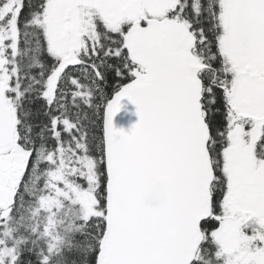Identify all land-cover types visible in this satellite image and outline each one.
Listing matches in <instances>:
<instances>
[{
    "label": "snow or ice",
    "instance_id": "obj_1",
    "mask_svg": "<svg viewBox=\"0 0 264 264\" xmlns=\"http://www.w3.org/2000/svg\"><path fill=\"white\" fill-rule=\"evenodd\" d=\"M0 264H264V0H0Z\"/></svg>",
    "mask_w": 264,
    "mask_h": 264
},
{
    "label": "water",
    "instance_id": "obj_2",
    "mask_svg": "<svg viewBox=\"0 0 264 264\" xmlns=\"http://www.w3.org/2000/svg\"><path fill=\"white\" fill-rule=\"evenodd\" d=\"M116 124L118 127L119 126H127L126 121H122L119 117L116 120ZM149 203H151V201H149Z\"/></svg>",
    "mask_w": 264,
    "mask_h": 264
}]
</instances>
